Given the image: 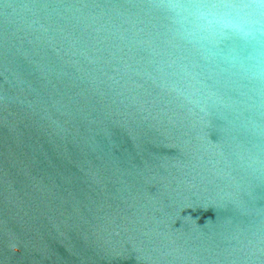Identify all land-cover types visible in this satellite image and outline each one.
<instances>
[{"label": "water", "instance_id": "1", "mask_svg": "<svg viewBox=\"0 0 264 264\" xmlns=\"http://www.w3.org/2000/svg\"><path fill=\"white\" fill-rule=\"evenodd\" d=\"M0 264H264V35L0 0Z\"/></svg>", "mask_w": 264, "mask_h": 264}, {"label": "clouds", "instance_id": "2", "mask_svg": "<svg viewBox=\"0 0 264 264\" xmlns=\"http://www.w3.org/2000/svg\"><path fill=\"white\" fill-rule=\"evenodd\" d=\"M170 9L192 42L224 32L264 35V0H170Z\"/></svg>", "mask_w": 264, "mask_h": 264}]
</instances>
